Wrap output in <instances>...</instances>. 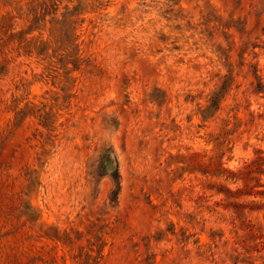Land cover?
<instances>
[{"label":"rangeland","instance_id":"rangeland-1","mask_svg":"<svg viewBox=\"0 0 264 264\" xmlns=\"http://www.w3.org/2000/svg\"><path fill=\"white\" fill-rule=\"evenodd\" d=\"M0 264H264V0H0Z\"/></svg>","mask_w":264,"mask_h":264},{"label":"water","instance_id":"water-1","mask_svg":"<svg viewBox=\"0 0 264 264\" xmlns=\"http://www.w3.org/2000/svg\"><path fill=\"white\" fill-rule=\"evenodd\" d=\"M109 165H110V164H109ZM109 165H108V168H112V167L114 166V163H113V165H112V166H109Z\"/></svg>","mask_w":264,"mask_h":264}]
</instances>
